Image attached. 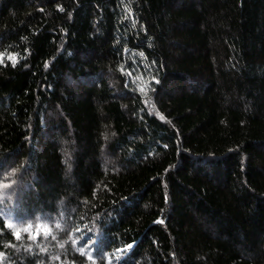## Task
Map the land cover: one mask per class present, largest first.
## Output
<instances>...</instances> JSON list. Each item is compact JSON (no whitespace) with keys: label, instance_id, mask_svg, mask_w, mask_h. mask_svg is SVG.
Masks as SVG:
<instances>
[{"label":"trees","instance_id":"1","mask_svg":"<svg viewBox=\"0 0 264 264\" xmlns=\"http://www.w3.org/2000/svg\"><path fill=\"white\" fill-rule=\"evenodd\" d=\"M0 253L264 264V0H0Z\"/></svg>","mask_w":264,"mask_h":264},{"label":"snow or ice","instance_id":"2","mask_svg":"<svg viewBox=\"0 0 264 264\" xmlns=\"http://www.w3.org/2000/svg\"><path fill=\"white\" fill-rule=\"evenodd\" d=\"M12 60H13V65L15 64V59L14 58H11ZM8 185H4V187H7ZM9 227H11V225H9ZM25 231H28V229H25ZM14 235H15V237L17 238V239H19L20 238V233L19 232H14ZM30 238H35L34 236H32V237H30ZM53 238H55V237H53ZM119 251V250H118ZM3 256V254L2 253H0V257H2ZM109 264H111V261H109Z\"/></svg>","mask_w":264,"mask_h":264}]
</instances>
